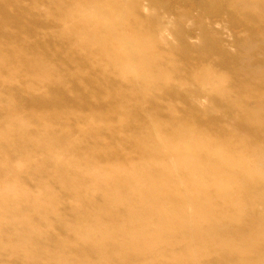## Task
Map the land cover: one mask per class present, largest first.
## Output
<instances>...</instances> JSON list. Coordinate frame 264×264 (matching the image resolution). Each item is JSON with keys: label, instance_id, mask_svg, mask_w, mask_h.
<instances>
[{"label": "bare ground", "instance_id": "bare-ground-1", "mask_svg": "<svg viewBox=\"0 0 264 264\" xmlns=\"http://www.w3.org/2000/svg\"><path fill=\"white\" fill-rule=\"evenodd\" d=\"M21 1L0 0V263L264 264V0H32L60 45Z\"/></svg>", "mask_w": 264, "mask_h": 264}, {"label": "rangeland", "instance_id": "rangeland-1", "mask_svg": "<svg viewBox=\"0 0 264 264\" xmlns=\"http://www.w3.org/2000/svg\"><path fill=\"white\" fill-rule=\"evenodd\" d=\"M32 2H33L32 0H22L20 2V4L18 5V7H22V8H25L27 10V12H26L27 14H25L23 21H24V23L27 22L29 24V26H27L25 24V27L29 28L31 26L32 32L37 31V33L42 37L48 36L50 34H54L56 41L49 43V44L60 45L62 42L60 40H57L58 35H59V30L56 27L52 26V24H48L47 20H45L43 22H41V20H34V13L32 11H30V6H31ZM163 2H165L168 7L171 6V8H173V9L176 8L177 6H180L181 8L185 7L187 9H189L190 12H196V9H195L196 7L194 5L198 3V0H163ZM217 15L221 18L225 17L224 14L218 13ZM216 20L219 21L217 18H216ZM6 24L7 23H5V22H0V26H4V28L6 30L11 31V29H12L11 26L6 25ZM28 30L29 29L24 28V32L27 33ZM191 32H195V31H191ZM29 35L31 36V34H29ZM0 39H5V35L1 31H0ZM41 41H43V42L46 41V38L44 40L41 39ZM53 43H55V44H53ZM4 53H5V51L4 52L0 51V55H4ZM11 58H13V56H11ZM13 63H16V62H13ZM3 72L4 71H2L1 73H3ZM70 84H72V81H70ZM10 88L12 90H14V89L19 88V87L16 85H12V86H10ZM83 97H85L84 94H83ZM84 100L87 102L92 101V99H89L88 97L85 98ZM71 102H73V97H72V95L69 94V96H65V98L61 101V104H63L66 107H69ZM0 104H2V102H0ZM0 108L11 109L12 105L4 103V104L0 105ZM21 115H22V113L19 116L23 117ZM21 184L27 190H32V188H33V184L31 182L22 181ZM16 232L17 233L19 232L17 227L15 229H12L11 232H9V233L7 232V235L13 236ZM40 248L43 249L42 246ZM25 252H27V251H25ZM33 255L38 256L37 254H33ZM0 264H14V263H6V262L2 263L1 262Z\"/></svg>", "mask_w": 264, "mask_h": 264}]
</instances>
